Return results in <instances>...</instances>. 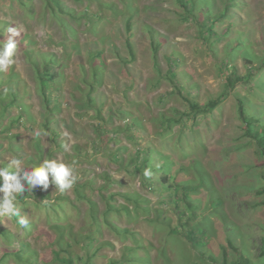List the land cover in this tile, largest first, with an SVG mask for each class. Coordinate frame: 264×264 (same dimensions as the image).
<instances>
[{
  "label": "rangeland",
  "instance_id": "1",
  "mask_svg": "<svg viewBox=\"0 0 264 264\" xmlns=\"http://www.w3.org/2000/svg\"><path fill=\"white\" fill-rule=\"evenodd\" d=\"M236 2L240 3L236 5ZM62 3L65 12L60 7L54 8V4L48 6L45 0H0V19L10 24L7 29L13 27L22 32V42L28 45L17 44L15 63L9 70L12 68L17 73L20 98L28 106L23 111L29 126H16L12 132L17 136L13 138L0 132V166H6L13 156L21 158L25 168L44 159L59 158L65 163H74L79 176L73 187L63 193L51 184L47 190L36 186L33 190L37 191H28L25 183L24 193L17 198L18 207L36 226L30 229L29 235L16 239L10 236L8 247L17 246V240L22 239L28 243L27 249L34 252L32 264H65L61 256L62 260L56 258L59 245L49 225V212L34 204L38 194L43 193L49 194L45 202L58 196L57 201L68 218L63 224L67 227L70 224L75 233L73 237L80 239L92 233L89 246L67 236L64 250H69V254L62 255L65 258L70 255L74 264H146L136 263L135 259H146L151 264H223L225 258L242 255L254 264H264L260 254L264 237V194L258 192L264 181L260 176L264 172L263 160L256 158L253 148L236 153L238 149L234 147L246 143L240 139L242 121L237 100L250 99L249 107L253 111L252 103L264 102V84L254 81L250 90L239 85L213 112L184 118L166 129L163 119L175 118L176 109L187 111L188 104L168 79L159 78L151 46V40L160 33L162 36L156 39L161 42L157 54L161 70L166 73L170 68L168 57L173 59L179 85L189 98L203 104L217 97L225 87L222 62L244 74L248 66H259L264 59V0H216L215 5L201 6L196 11L198 19L204 22L210 17L215 23L217 34L210 43L200 38L195 22L181 18L182 9L174 0H62ZM225 5H229V15L215 20ZM88 9L90 13H99L92 23L83 17ZM128 14L134 15L135 60L124 40V17ZM148 26L154 33L149 32ZM1 40L7 39L1 37ZM75 43L76 47H72ZM36 45L56 52L61 58L57 69L62 74L54 90L60 102L50 119L56 135L42 126L46 111L35 91L33 72L24 52V47ZM95 49L103 50L96 62L105 63L103 80L96 85V99L104 101V113L110 106L117 110L113 126L109 128L130 126L128 133H116L117 139L109 142L108 147L117 149L125 158L136 144L155 148L151 164L159 165L161 154L174 159L172 178L166 175L163 179L165 175L161 171H154L144 182L139 174L129 173L110 161L108 151L95 150L92 145L91 138L97 136L92 124L98 120L94 109L83 108L90 98L83 79L90 80L93 76L87 54ZM245 53L250 54L249 59ZM258 76L264 79V70ZM18 113V109L12 110L13 115ZM7 121L4 118V123ZM37 130L42 133L39 137L34 135ZM108 134L115 133L110 131L105 135ZM36 137L44 152L43 158L36 156L37 161L33 163ZM11 139L21 148L8 149ZM75 147L82 149L81 157L73 156ZM176 182L199 186L190 195L196 205L194 211L186 210L181 188L168 186ZM172 191L177 192L180 203L171 195ZM126 195L131 199H126ZM136 198L139 208H136ZM121 204L128 205L130 211L109 212L106 220L121 232L127 229L129 234L125 238L102 220L110 205L120 207ZM0 224L4 229L12 227L11 220L4 217L0 218ZM47 230L51 234L49 240L43 234ZM191 230H195L193 239L198 244L187 237ZM4 245L0 238V255L6 251ZM28 252L21 260L9 258L1 264H29Z\"/></svg>",
  "mask_w": 264,
  "mask_h": 264
},
{
  "label": "trees",
  "instance_id": "2",
  "mask_svg": "<svg viewBox=\"0 0 264 264\" xmlns=\"http://www.w3.org/2000/svg\"><path fill=\"white\" fill-rule=\"evenodd\" d=\"M16 2H20V0H15ZM24 1V0H21ZM46 4L49 6L50 3L54 4L55 7H60V9H63L65 12L66 9H64L62 0H45ZM182 9L181 11V18L182 19H188L190 21H193L197 24L198 27V34L201 39L206 40V42H211L213 36L217 34L216 30L214 29L215 23L210 19V17L206 18V21L202 22L201 20L198 19V14L196 13L197 10L203 8L206 4L211 3L212 5L216 2V0H174ZM221 2H226V0H219ZM240 2H236V5L239 4ZM27 5V2H25ZM235 4V3H233ZM215 5V4H214ZM25 6V5H24ZM128 6L134 11V7L132 4L128 2ZM202 6V7H201ZM201 7V8H200ZM26 9H28V13H30V6H27ZM229 5H225V8L221 11H219L217 18L215 20H220L225 18L226 16L229 15L228 13ZM88 12H83L84 16L88 18L89 22L91 20H94L96 17H99V13H90L89 9L87 10ZM129 15V16H128ZM124 20V26H125V33H124V40L127 46V49L129 53L132 56V60L136 59V48H135V41L132 38L134 35V21L133 17L134 15L128 14ZM4 24H7L4 27ZM10 24L3 19H0V40L1 37L8 39L11 37L17 44H25L22 42L23 36L22 32L17 31L19 35L13 36L11 33L7 32V26ZM71 30L75 31L73 26H70ZM149 32H153L152 28L148 26ZM162 35L159 33V36L156 38L161 37ZM154 36V39L151 40V46L154 51V65L155 67L159 70V78L163 79H168L173 86L176 88V92H178L183 99L187 102L188 104V110L187 111H180L179 109L175 110V113L177 116L175 118H164L163 121L165 123V128L166 129H171L172 125L174 123H180L184 118H190L191 116H197L199 114H209L213 112L224 100H226L233 92L234 89H236L237 86L242 85L246 86L248 90L251 89L253 82L254 81H259L260 85L264 84V79L260 78L258 74L264 70V59L260 60L261 64L259 66H248L247 67V72L244 74H241L237 69H229L228 65L226 62H222V68L221 72H224V75H226V83L223 91L215 98H212L208 100L207 102L200 104L199 102L189 98L185 94L184 89L179 85L177 81V72L174 71L175 67V62L173 59L168 57L170 61V68L168 71L165 73L163 70L160 68V64L158 62V51L161 45V42L157 40ZM77 43L74 44L72 47H76ZM23 46H28L27 44ZM24 52L26 53V58L27 62L29 63L32 72H33V78H34V86H35V91L37 95L40 97L41 102L43 103V108L46 111L45 113V119L43 123V127L48 129L51 133L56 135V129L51 128V116H53L54 109L57 107V104L60 102V96L54 95V90L57 88V80L62 74L59 69H57V65L60 62V59L57 55L56 52L48 49H44L43 47H39L36 45V47H24ZM78 49V47H77ZM80 53V51H79ZM103 54L102 49H95L91 51L90 53L87 54V58L90 59V62H92V67H91V72L93 73V76L88 79H83V84L86 85V92H87V97L90 96L89 101L87 98L86 105H83V108H92L95 111V116L98 122L96 124H92L94 133L97 135L95 137L91 138L92 145L94 146L95 150H101L104 149V151L109 152V159L110 161H113L117 165H119L120 168H125L126 171L132 174H139L144 182H146L150 176H145L144 172L145 169H150L151 173L154 171H161V175H165L163 179H166V175L168 178H172L171 172H172V167L174 164V159H170V157H167L166 155L161 154L160 155V163L159 165H152V161H154V158H152V154L154 152V149H148L146 146L136 144V147L134 150H132L130 156L128 158H125V156L120 155L117 151V149H113L108 147L109 142L115 141L118 137L116 133H119V131L128 133L130 131V126L127 127H120L117 129L111 130L110 125L113 124L114 122V117L117 114V110L114 109V107L110 106L106 108V113H104V101H100L96 99L95 93H96V85L98 83H101L103 80L104 76V66L105 63L103 61H99L98 63L96 62V58L99 55ZM98 55V56H97ZM245 58L249 59L250 54L245 53ZM83 59V56H80ZM122 61H124L122 57ZM249 63V61H248ZM248 63H246L248 65ZM252 63V62H251ZM125 67L127 68L128 63L124 61ZM250 64V63H249ZM83 65V69H84ZM128 69V68H127ZM129 70V69H128ZM130 71V70H129ZM85 75L87 74L86 67L84 70ZM17 75L16 72L11 68V70H8L7 72H2L0 73V132L5 133L6 136H9L10 138L16 137L17 133H13L12 130L14 128H17L16 126L18 125H24L26 126L27 121L25 119V113L23 110H26L28 108L27 104L20 98V87H19V81L16 80L15 77ZM5 78H8V81H4ZM132 85H128L127 87H131ZM128 88V89H129ZM31 88H29V91ZM129 99V95H127ZM164 98L166 97L165 95L163 96ZM248 101V102H247ZM55 102L56 105L53 103ZM250 99H245V98H239L237 100V111H238V116L239 119L242 121V133L240 136V139H245L246 143H240L236 147L238 150H236V153H243L245 151L249 152V148H253L256 158L263 160L264 164V102L263 104L261 103H252V106L254 110L252 111L249 107L250 104ZM89 105V106H88ZM13 109H18L19 113L17 115L12 114ZM120 112H123V114H126L124 110L118 109ZM28 112V115L30 117L31 114ZM26 112V113H27ZM24 117V118H23ZM28 117V119H30ZM4 118H7L8 121L4 123ZM113 126V125H112ZM29 127V126H26ZM110 130L112 133H115L112 136L105 135L107 133H110ZM8 134H7V133ZM130 139H135V142H137L138 139L134 138L132 134H129ZM36 141V150L37 153H33V158L32 162L35 163L37 160L35 159L36 156H38L39 159L43 158V149H42V144L39 138L34 139ZM106 140V142H104ZM14 139L9 140L8 143V149L11 150H18L21 147L19 145H16L15 142H13ZM106 145V147H105ZM79 146V145H77ZM248 146V147H247ZM233 147V148H234ZM76 154L73 155L74 157H81L83 153L81 152L82 149L80 147H75ZM79 150V151H78ZM23 153H20L22 155ZM156 159V158H155ZM264 167V165H263ZM262 179L264 180V172L260 175ZM203 178V177H202ZM205 178V177H204ZM203 178V179H204ZM188 183V184H187ZM187 183H179L176 182L173 185H168L171 188L177 189L181 188L182 189V194H183V200L185 201V207L186 210L189 212L190 210L194 211L196 208V205L194 202L190 199V195L192 193H196L198 190V185L197 184H190L189 182ZM202 183H204L202 181ZM173 189V190H174ZM172 190V189H171ZM33 191H37L36 189ZM262 194H264V181L263 184L260 186V191ZM176 193L175 191L171 192V195L176 198ZM49 197V194H43L39 193L38 201H36L34 204L36 205V208L39 207H45L46 210L49 212L48 218L50 220V228L56 233V243L59 245V250L55 251L56 258L57 260H62L61 257L64 260L65 264H74V261L70 255H67L68 257L65 258V256L62 255V253L67 252L69 254V250L65 251L64 250V245L68 244V241H66L67 236L69 238H74L76 239V235L73 237L75 234L72 229H70V224L69 227L64 225V222L68 221V218H65L67 215L66 211H63L61 209L62 204L58 203V196L54 198V200H48L45 202V198ZM61 198V197H60ZM219 198V197H218ZM126 199L130 200L131 198L129 195H126ZM177 202L180 203L181 200L177 199ZM19 203V201H18ZM23 203L27 204V201L23 199ZM135 204L137 205L136 208H139V205L137 203V198L135 200ZM122 205V206H121ZM120 207H116L115 205H110L109 208L104 211L102 220H104L108 225H110L111 229L118 235L121 236V238H125L127 234H129V231L125 229L123 232H121L118 228H114V225L111 221L106 220V215L109 212L112 213H117L120 212L121 210H129V206L126 204H121ZM18 206V205H17ZM130 211V210H129ZM21 215H23V212L21 211ZM194 215L191 216V219L193 218ZM1 218V217H0ZM10 219L12 222V227L11 229L3 228L2 224H0V238L4 241L6 245L3 247L6 249V251L0 255V264L5 260L9 258H14L16 260H21L23 256L26 254V252H30V259L28 260L29 264H32L33 259L32 255H34V252L31 249H27L28 243L25 240L18 239L17 240V246L13 247H8L9 242H11L10 236H13L14 239L17 237H23L25 235H29V231L31 228L35 227V222L29 221L28 225L24 228H21L19 224L16 222V218H7ZM186 218V217H185ZM187 220V219H185ZM61 221V222H60ZM188 223V220H187ZM32 230V229H31ZM47 231H43V234L45 235V238L48 237L47 240L50 239L51 234ZM18 234H17V233ZM67 232V233H66ZM49 233V235H48ZM42 234V235H43ZM91 232L89 234H86L85 236L80 237V239H76L75 241L83 243L84 246L88 244V246L91 244V240L93 237H91ZM196 236L195 230H191L190 232L187 233V237L191 238L192 242H196V239H193V236ZM194 236V237H195ZM87 240V243H86ZM195 240V241H194ZM198 244V243H197ZM63 246V247H62ZM260 254L261 258L264 262V237L262 238V243H261V249H260ZM28 252V253H29ZM61 256V257H60ZM26 257V256H24ZM136 263H146V264H151L145 260L141 259H135ZM223 264H254L248 257L242 255L238 256L235 259H228L225 258L223 261Z\"/></svg>",
  "mask_w": 264,
  "mask_h": 264
},
{
  "label": "clouds",
  "instance_id": "3",
  "mask_svg": "<svg viewBox=\"0 0 264 264\" xmlns=\"http://www.w3.org/2000/svg\"><path fill=\"white\" fill-rule=\"evenodd\" d=\"M7 32L13 36L19 35L13 27H9ZM16 49L17 43L11 37L0 40V73L7 72L15 63L13 56ZM41 134L39 130L34 132L37 137ZM144 175L150 176L151 170L145 169ZM78 179L74 163H65L59 158L44 159L30 168H25L24 161L13 156L6 166H0V217L16 218L19 226L24 228L29 221L26 216L21 215L17 198L24 193L25 183L28 191H32L36 186L47 190L51 184L55 190L63 193L71 189Z\"/></svg>",
  "mask_w": 264,
  "mask_h": 264
}]
</instances>
